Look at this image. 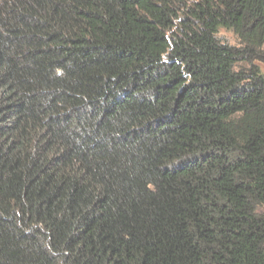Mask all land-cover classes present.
Segmentation results:
<instances>
[{
  "label": "trees",
  "instance_id": "trees-1",
  "mask_svg": "<svg viewBox=\"0 0 264 264\" xmlns=\"http://www.w3.org/2000/svg\"><path fill=\"white\" fill-rule=\"evenodd\" d=\"M262 64L264 0H0V264H264Z\"/></svg>",
  "mask_w": 264,
  "mask_h": 264
},
{
  "label": "rangeland",
  "instance_id": "rangeland-1",
  "mask_svg": "<svg viewBox=\"0 0 264 264\" xmlns=\"http://www.w3.org/2000/svg\"><path fill=\"white\" fill-rule=\"evenodd\" d=\"M222 34H224V36L227 37V39H229V41H231L232 43H235L236 42V39L235 37L232 35V33L228 32V31H223ZM262 67L264 69V65L262 64Z\"/></svg>",
  "mask_w": 264,
  "mask_h": 264
}]
</instances>
